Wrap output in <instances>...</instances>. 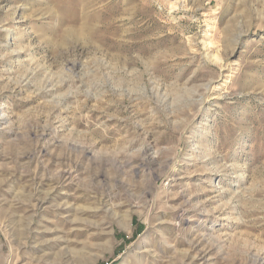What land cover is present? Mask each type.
Masks as SVG:
<instances>
[{
	"label": "rangeland",
	"instance_id": "obj_1",
	"mask_svg": "<svg viewBox=\"0 0 264 264\" xmlns=\"http://www.w3.org/2000/svg\"><path fill=\"white\" fill-rule=\"evenodd\" d=\"M251 263L264 0H0V264Z\"/></svg>",
	"mask_w": 264,
	"mask_h": 264
},
{
	"label": "bare ground",
	"instance_id": "obj_2",
	"mask_svg": "<svg viewBox=\"0 0 264 264\" xmlns=\"http://www.w3.org/2000/svg\"><path fill=\"white\" fill-rule=\"evenodd\" d=\"M194 244V243H193ZM196 245V244H195ZM193 246V245H192ZM198 246V244H197ZM196 248V246L194 247ZM209 253V250H202L199 254H198V257H200V259H204L205 256ZM260 257V256H259ZM258 259V258H257ZM255 260V259H254ZM255 262H258V261H255ZM259 263V262H258ZM252 264V263H251ZM254 264V263H253Z\"/></svg>",
	"mask_w": 264,
	"mask_h": 264
}]
</instances>
